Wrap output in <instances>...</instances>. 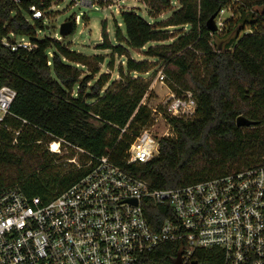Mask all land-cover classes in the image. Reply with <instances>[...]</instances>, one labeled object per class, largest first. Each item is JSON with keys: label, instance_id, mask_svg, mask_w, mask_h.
Instances as JSON below:
<instances>
[{"label": "trees", "instance_id": "trees-1", "mask_svg": "<svg viewBox=\"0 0 264 264\" xmlns=\"http://www.w3.org/2000/svg\"><path fill=\"white\" fill-rule=\"evenodd\" d=\"M53 1L0 0V87L16 93L10 114L0 123V191L18 189L28 197L54 198L87 173L66 162L76 149L89 157L109 156L148 182L151 190L188 186L264 164V0H137L149 9L151 19L177 2L178 9L165 21V27L180 29L171 44H164L173 39L167 32L134 9L120 14L117 46L102 24L99 49L119 56L163 44L149 47L146 56L164 64L165 82L175 86L174 95L188 91L196 100L191 121L169 120L173 136L159 141L157 157L132 166L125 165V152L151 118L140 105L149 83L132 75L148 72L147 64L129 59L127 76L120 72V79L111 82L86 56L57 40H39L36 33L48 28L44 20L27 23L25 18L29 7L45 12ZM224 9H230L232 18L221 34L209 32L208 20L215 16L216 22ZM184 27L187 33L181 32ZM10 34L30 40L34 49L4 48L1 40ZM216 36L220 40L213 45ZM94 60L103 63L102 57ZM75 66L90 71L83 74ZM239 116L254 125L237 128ZM59 141L69 146L66 158L48 151V144ZM79 157L84 163L85 157ZM164 250L161 263L176 253L172 246Z\"/></svg>", "mask_w": 264, "mask_h": 264}, {"label": "built area", "instance_id": "built-area-1", "mask_svg": "<svg viewBox=\"0 0 264 264\" xmlns=\"http://www.w3.org/2000/svg\"><path fill=\"white\" fill-rule=\"evenodd\" d=\"M225 11L230 9L221 10L217 19ZM44 18L42 10L31 6L25 22ZM216 25L221 29V21ZM1 44L11 52L35 47L13 34ZM157 78L166 80L163 71ZM15 97L13 89L0 87V123ZM140 105L147 108L144 99ZM149 111V124L125 152L126 166L157 157L159 141L173 136L169 120L191 121L196 100L188 91L172 94L161 109ZM158 122L165 126L159 135ZM61 143L48 144V151L60 154ZM75 152L67 162L87 173L54 198L0 191V264H174L177 256L180 264H264V164L188 186L151 190L109 156ZM168 246L175 256L161 263Z\"/></svg>", "mask_w": 264, "mask_h": 264}, {"label": "rangeland", "instance_id": "rangeland-1", "mask_svg": "<svg viewBox=\"0 0 264 264\" xmlns=\"http://www.w3.org/2000/svg\"><path fill=\"white\" fill-rule=\"evenodd\" d=\"M135 7V8H131ZM136 10L140 17L147 20L151 25L161 28L163 32H167L169 36L176 37L180 32L179 28L165 27V21L169 19L172 12L178 9L177 2H173L172 10L162 13L160 15H152L154 19H151L149 16V9L143 4H137V0H84L83 3L80 1L74 0H55L51 3L50 7L44 12V24L45 27L42 31L36 33V37L41 40L44 38H59L58 42L65 44L69 49L75 51L79 54H82L87 57L89 64L92 66H98L99 74H107L110 78V81H118L120 79L119 73L122 72L127 76V61L129 59L134 60L135 62H146L148 72L143 75L133 74L132 79L144 80V82L149 83L148 91L144 95L143 99L147 106L150 109H161V104L169 97L174 95L175 86L171 83H166L159 81L157 74L159 71L164 70V64L153 62L152 58L146 56V51L149 47L163 46V44H150L140 52L129 51L128 55L124 53L123 56L114 54L112 50H103L99 49L102 45V24H105L106 33L108 35L109 41L117 46L115 43L114 35L115 28L121 29L120 24V14L124 11ZM261 10H258V14ZM238 13V12H237ZM232 18V13L230 11H225L219 16L217 20L221 21V29L217 32L221 34L224 29L225 22ZM234 20L238 19L239 16L235 15ZM70 24L71 31L66 36H60L59 27L62 24ZM73 23V26H72ZM74 27V28H73ZM188 28L184 27L181 32L187 33ZM220 31V32H219ZM246 29L244 34H248ZM220 40V37L212 38V44L215 45ZM175 42V38L164 44H171ZM231 50V49H230ZM49 58L51 57V52L48 53ZM94 57H102L103 63L97 65L94 60ZM77 69H80L83 74H87L90 71V68L75 66ZM98 76L95 77V80ZM110 84V83H109ZM107 85L105 88H107ZM142 99V100H143ZM94 125H97L96 122H92ZM159 123V122H158ZM157 123V124H158ZM165 126L163 123H159L156 127V134L159 135ZM60 154L55 152L60 158H66L67 154L70 153L69 150L61 147L58 148ZM81 158L78 156L77 160ZM61 161V160H60ZM64 162V161H63ZM67 162V161H66ZM78 162V161H77ZM72 165L71 163H68Z\"/></svg>", "mask_w": 264, "mask_h": 264}, {"label": "water", "instance_id": "water-1", "mask_svg": "<svg viewBox=\"0 0 264 264\" xmlns=\"http://www.w3.org/2000/svg\"><path fill=\"white\" fill-rule=\"evenodd\" d=\"M19 1L22 2V1H26V0H19ZM207 30L211 33H215L218 30L216 22H215V16L208 20ZM70 31H71V25L70 24L64 23L59 27L60 36H66L70 33ZM235 125L237 128H248V127L254 125V123L249 121L248 119H246L243 116H239L236 119ZM174 264H180L179 256H177L176 260L174 261Z\"/></svg>", "mask_w": 264, "mask_h": 264}, {"label": "crops", "instance_id": "crops-1", "mask_svg": "<svg viewBox=\"0 0 264 264\" xmlns=\"http://www.w3.org/2000/svg\"><path fill=\"white\" fill-rule=\"evenodd\" d=\"M137 4H141V3H139V2L137 1ZM131 8H135V7H131Z\"/></svg>", "mask_w": 264, "mask_h": 264}]
</instances>
